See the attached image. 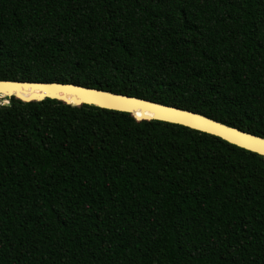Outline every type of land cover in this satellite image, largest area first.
I'll use <instances>...</instances> for the list:
<instances>
[{"label":"trees","instance_id":"trees-1","mask_svg":"<svg viewBox=\"0 0 264 264\" xmlns=\"http://www.w3.org/2000/svg\"><path fill=\"white\" fill-rule=\"evenodd\" d=\"M0 80L71 83L264 138V0H0ZM0 106V264H264V156L60 100Z\"/></svg>","mask_w":264,"mask_h":264},{"label":"water","instance_id":"water-1","mask_svg":"<svg viewBox=\"0 0 264 264\" xmlns=\"http://www.w3.org/2000/svg\"><path fill=\"white\" fill-rule=\"evenodd\" d=\"M13 97L36 101L60 100L73 106L87 104L127 112L138 120H159L180 124L218 136L264 156L263 137L228 126L202 114L133 96L71 83L0 80V106L10 105V99Z\"/></svg>","mask_w":264,"mask_h":264}]
</instances>
